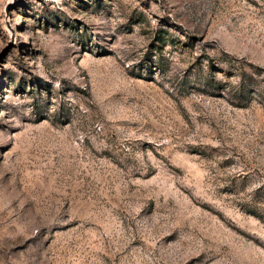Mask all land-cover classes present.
<instances>
[{
  "label": "rangeland",
  "instance_id": "obj_1",
  "mask_svg": "<svg viewBox=\"0 0 264 264\" xmlns=\"http://www.w3.org/2000/svg\"><path fill=\"white\" fill-rule=\"evenodd\" d=\"M0 264H264V0H0Z\"/></svg>",
  "mask_w": 264,
  "mask_h": 264
}]
</instances>
